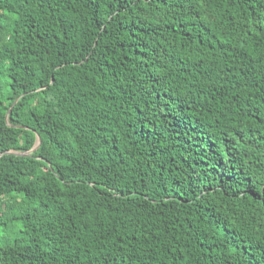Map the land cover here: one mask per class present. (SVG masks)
I'll return each mask as SVG.
<instances>
[{
  "label": "trees",
  "instance_id": "obj_1",
  "mask_svg": "<svg viewBox=\"0 0 264 264\" xmlns=\"http://www.w3.org/2000/svg\"><path fill=\"white\" fill-rule=\"evenodd\" d=\"M0 264H264V0H0Z\"/></svg>",
  "mask_w": 264,
  "mask_h": 264
},
{
  "label": "water",
  "instance_id": "obj_2",
  "mask_svg": "<svg viewBox=\"0 0 264 264\" xmlns=\"http://www.w3.org/2000/svg\"><path fill=\"white\" fill-rule=\"evenodd\" d=\"M40 144H41V139L39 138L38 139V143L36 144V146L31 151H28V152L9 151V152L0 154V157H2L4 154H15V155H18V156L28 157V156H30L32 154L33 151H35L40 146Z\"/></svg>",
  "mask_w": 264,
  "mask_h": 264
}]
</instances>
